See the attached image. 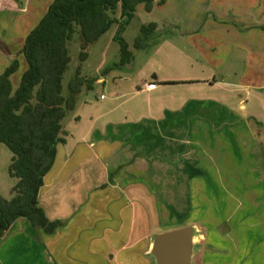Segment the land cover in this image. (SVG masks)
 <instances>
[{
	"label": "rangeland",
	"instance_id": "rangeland-1",
	"mask_svg": "<svg viewBox=\"0 0 264 264\" xmlns=\"http://www.w3.org/2000/svg\"><path fill=\"white\" fill-rule=\"evenodd\" d=\"M54 2L0 0V74L17 62L18 70L12 75L17 87L27 70L22 52L25 41ZM150 24H157L158 30L148 48L135 50L141 28ZM116 31L112 27L90 45L85 61L80 59L82 37L74 36L64 94L81 69L82 75L103 81L84 92L79 102L86 97L95 109H115L113 116L126 118L129 111L138 116L162 112L169 122L164 110H174L190 96L198 97L199 89L178 86L140 94L144 82L156 77L175 82L216 77L225 84L201 96L224 109L225 126L210 121L219 136L207 137L203 152L192 153L188 163L193 180L203 172L208 183L189 185L186 202L173 200L177 213L165 230L198 222L204 230L196 233L197 257H205L208 264H264V0H158L150 12L141 5L124 34L134 54L127 67H115L120 60V46L113 40ZM102 96L106 102H101ZM72 117L66 126L73 129ZM143 138L140 142L147 150L150 144ZM12 157L0 145V196L7 200L12 199L16 184L9 176ZM205 237L204 244L201 238Z\"/></svg>",
	"mask_w": 264,
	"mask_h": 264
},
{
	"label": "crops",
	"instance_id": "crops-1",
	"mask_svg": "<svg viewBox=\"0 0 264 264\" xmlns=\"http://www.w3.org/2000/svg\"><path fill=\"white\" fill-rule=\"evenodd\" d=\"M184 81L156 77L139 88L140 94L178 86L199 89L198 97L164 110L169 122L162 112L138 116L129 111L126 118L113 116L115 109H95L86 97L78 102L73 129L65 124L66 143L58 147L38 197L47 219L62 226L47 234L27 220L16 221L0 239V264H155L152 239L170 226L177 213L173 202H186L192 183H208L203 172L193 180L191 156L203 152L209 136H219L210 121L225 126L224 109L201 97L225 84L216 77ZM152 83L156 89L148 90ZM142 138L149 141L147 150ZM191 226L196 233L204 230L198 222ZM201 239L207 242V237ZM193 262L208 264L197 253Z\"/></svg>",
	"mask_w": 264,
	"mask_h": 264
},
{
	"label": "trees",
	"instance_id": "trees-1",
	"mask_svg": "<svg viewBox=\"0 0 264 264\" xmlns=\"http://www.w3.org/2000/svg\"><path fill=\"white\" fill-rule=\"evenodd\" d=\"M157 1L55 0L25 41L22 52L27 70L18 89L14 91L10 81L18 70L17 62L0 77V145L13 155L9 176L16 181L12 199L0 196V239L20 219L47 234L62 226L47 219L38 197L55 164L58 147L66 143L67 119L83 93L93 91L97 82L78 69L68 84V94H64L74 36L79 33L82 37L80 59L85 61L88 47L117 27L113 40L120 46V60L115 67L129 66L134 54L124 34L138 7L143 5L150 12ZM157 30V24L143 26L134 49L146 50Z\"/></svg>",
	"mask_w": 264,
	"mask_h": 264
},
{
	"label": "water",
	"instance_id": "water-1",
	"mask_svg": "<svg viewBox=\"0 0 264 264\" xmlns=\"http://www.w3.org/2000/svg\"><path fill=\"white\" fill-rule=\"evenodd\" d=\"M196 230L185 226L155 235L150 255L155 264H194Z\"/></svg>",
	"mask_w": 264,
	"mask_h": 264
},
{
	"label": "built area",
	"instance_id": "built-area-1",
	"mask_svg": "<svg viewBox=\"0 0 264 264\" xmlns=\"http://www.w3.org/2000/svg\"><path fill=\"white\" fill-rule=\"evenodd\" d=\"M147 89H148V90H155V89H156V85L153 84V83H152V84H149V85L147 86ZM101 99L103 100V99H105V97L102 96Z\"/></svg>",
	"mask_w": 264,
	"mask_h": 264
}]
</instances>
